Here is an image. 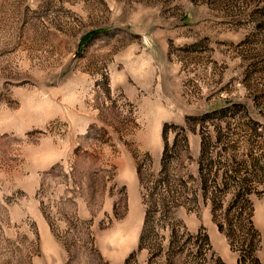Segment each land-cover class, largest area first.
I'll list each match as a JSON object with an SVG mask.
<instances>
[{
	"label": "rangeland",
	"instance_id": "obj_1",
	"mask_svg": "<svg viewBox=\"0 0 264 264\" xmlns=\"http://www.w3.org/2000/svg\"><path fill=\"white\" fill-rule=\"evenodd\" d=\"M244 178L256 240L234 217ZM173 227L192 239L171 259ZM198 250L264 260V0H0V264Z\"/></svg>",
	"mask_w": 264,
	"mask_h": 264
},
{
	"label": "trees",
	"instance_id": "obj_2",
	"mask_svg": "<svg viewBox=\"0 0 264 264\" xmlns=\"http://www.w3.org/2000/svg\"><path fill=\"white\" fill-rule=\"evenodd\" d=\"M167 128H168V126L165 125L164 130H163V135H164L165 139H166V133H167V130H168ZM177 143H178V140L176 139L174 141V143L172 144V146L169 147L168 144H166V146H165V150H164L163 158H162V174H166L167 163H168V158H169L168 154H169L170 151H175L176 150ZM208 147H209L208 143L203 141L202 155H201V161H200V163H201V168H200L201 173H203L205 171V168H206V167H204V164L206 162V156L208 154ZM207 161H208V159H207ZM210 165H211V163L207 164V168ZM234 178L236 179L237 177L235 175H231L230 176L231 180L234 179ZM203 184L204 185L207 184L206 177H204ZM238 184H239V186L237 187V191L235 193V200L233 201L232 206L237 204V208H239L240 210L237 211V215L234 216V217H235V219L241 221L242 216L244 214L247 216V234H249L253 239L256 240V239H258V236H259V234L257 232L258 230L254 226L253 221L251 219V214H249L250 212L248 211L249 210L248 207L250 205V202H249V199H248V195L252 192V187H251L250 181L248 179H246V178L241 179ZM220 185L221 186H219V188L218 187L216 188V192L221 194V191L222 192L226 191V187L228 185V182L227 181L222 182V184H220ZM205 190H206V186H205ZM191 200L193 201L194 198H192ZM163 201L165 202V200H163ZM172 201H175V200L173 199ZM177 201H178V204L179 203H183V200L177 199ZM231 208L232 207H229V209L226 211L228 214H230L232 212ZM150 213H151L150 209H147L145 222H144V227H143V230H142V233H141V237H140V245H139L140 248H142L144 246L143 243H144V241H146V238L148 237V232L147 231H148V226L150 224V219H151V216H150L151 214ZM225 219L228 220L227 222H228V227L229 228L228 229H224L223 226L220 225V229L223 232H225L229 237L233 236L232 235V230L230 228L231 220L228 217V215L225 216ZM191 239H192V235H188V237L185 238V235H183V233H180L178 231V229L173 227L172 228V232H171V240H170V247H169V253H168L170 258L172 259L173 256L176 253H184L187 250V246H188V244H189ZM207 241H208V237H205V236L199 237L200 246H202V245L205 246V244L208 243ZM253 247L251 245V247L249 248L250 252L253 251ZM135 255H136L135 253H132L131 256L129 257V259L127 260L126 264H129V262L135 258ZM251 255H252L251 253L250 254H245V259L249 260L248 258ZM194 256H195L196 260H198V259L204 260V262H201V263L198 262V264H204L205 263L206 260L203 257L204 256V252L202 250H198L197 252H195ZM241 259H242V257H241ZM250 261H251L252 264H261V262L259 261L257 256H255V258L254 257L251 258ZM149 264H151V262H149Z\"/></svg>",
	"mask_w": 264,
	"mask_h": 264
},
{
	"label": "crops",
	"instance_id": "obj_3",
	"mask_svg": "<svg viewBox=\"0 0 264 264\" xmlns=\"http://www.w3.org/2000/svg\"><path fill=\"white\" fill-rule=\"evenodd\" d=\"M263 208H261V210H262ZM258 257V259H259V261L261 262V264H264V260L261 258V257H259V256H257Z\"/></svg>",
	"mask_w": 264,
	"mask_h": 264
}]
</instances>
